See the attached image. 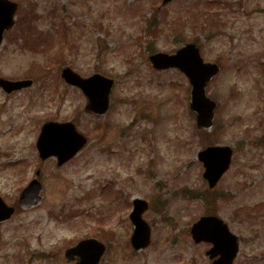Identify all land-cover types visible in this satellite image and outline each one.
<instances>
[{
  "label": "rangeland",
  "instance_id": "rangeland-1",
  "mask_svg": "<svg viewBox=\"0 0 264 264\" xmlns=\"http://www.w3.org/2000/svg\"><path fill=\"white\" fill-rule=\"evenodd\" d=\"M11 1L18 9L0 49V77L33 85L11 95L0 90V196L16 208L0 225V264H66L71 238L103 226L117 233L114 248L125 247L134 198L149 203L151 244L128 261L127 251L112 250L102 264L209 263L188 235L207 212L241 239L234 264H264V213L255 211L264 212V0H176L160 9L162 0ZM211 9L215 24H187L196 11ZM150 18L160 30H144ZM182 23L187 27L178 32ZM190 42L221 68L206 88L219 104L211 136L188 113L185 77L155 70L148 60ZM65 67L114 80L102 121L83 113L82 92L60 78ZM46 121H72L88 139L61 168L55 158L42 164L37 157ZM208 144L234 149L213 191L197 159ZM37 169L43 202L21 210L20 189Z\"/></svg>",
  "mask_w": 264,
  "mask_h": 264
},
{
  "label": "water",
  "instance_id": "water-1",
  "mask_svg": "<svg viewBox=\"0 0 264 264\" xmlns=\"http://www.w3.org/2000/svg\"><path fill=\"white\" fill-rule=\"evenodd\" d=\"M172 0H163L166 4ZM16 11V5L7 1L0 0V43L3 32L13 25V16ZM150 61L156 69H166L176 67L180 69L190 80L192 90L191 108L197 112V126L207 132L215 126L214 111L215 104L205 97L204 88L215 76L219 69L213 64H204L199 56L198 49L193 44H188L178 50L173 55L158 53L150 57ZM63 79L70 84L82 90L88 99V104L83 111L93 113L98 119L108 109L109 92L113 81L101 75L95 74L89 78H81L71 69L66 68L62 71ZM32 81H6L0 79V86L6 91L19 90L28 87ZM86 138L80 134L73 123H46L39 135L37 149L40 157L45 160L48 157H57V166L60 167L71 160L86 145ZM231 150L228 147H209L199 153V159L204 163V177L212 188L219 180L224 171L230 164ZM42 186L37 180L32 181L20 194V206L24 209L37 206L44 198L40 192ZM134 211L131 214V220L135 225V231L132 236V243L135 248L145 247L149 243L150 229L141 219V213L144 212L146 204L136 200ZM12 208H7L2 199H0V221L11 217ZM192 234L196 241L211 240L214 242V252L220 257L213 264H232L235 258L237 248L234 238L230 236L225 226L214 218H202L192 229ZM94 241L82 242L77 248L82 249L80 264H97V258L100 254L96 251Z\"/></svg>",
  "mask_w": 264,
  "mask_h": 264
},
{
  "label": "flooded vegetation",
  "instance_id": "flooded-vegetation-1",
  "mask_svg": "<svg viewBox=\"0 0 264 264\" xmlns=\"http://www.w3.org/2000/svg\"><path fill=\"white\" fill-rule=\"evenodd\" d=\"M7 94H5V95H7ZM8 95H11V94H8ZM12 218L0 222V225H3L4 223L9 222ZM100 233H102V236H104L105 238H102V237L99 236L100 239H98V240H100L101 242H103L105 244V246H106V253H108V252H110L112 250H114V251H127L126 252V255L125 254H122L124 256V258H126L125 259L126 261L131 260L132 259L131 257L132 256H135L136 253H138V251H132L131 249H129L128 246H127L128 245V242H126V241H125V244H124L125 247H120V245L117 243L116 244L117 247L114 248L113 245H115V239H116V235H117L116 233H109V232H106V231H100V232H98V235ZM87 238H96L97 239L98 236H88V237H78V238L77 237H74V238H71L72 242H70L69 245H67V247L65 248V250L63 252V255H62L63 261L66 264H68V263L69 264H76L77 263L78 258H77V255L75 254V252H72L71 251L72 250V247L74 245H76L80 240L87 239ZM197 247H202L203 250H204V254H206V250L211 247V244H209V243H200V244L197 245ZM142 251H144V250H141L139 252H142ZM67 253H69V254H67ZM105 255L106 254H104L102 256L99 264H102V262L105 260Z\"/></svg>",
  "mask_w": 264,
  "mask_h": 264
}]
</instances>
